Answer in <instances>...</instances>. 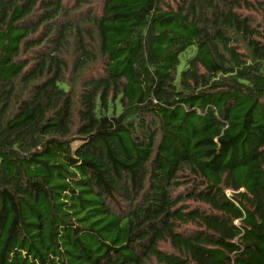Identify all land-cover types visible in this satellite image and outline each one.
Listing matches in <instances>:
<instances>
[{
	"label": "trees",
	"instance_id": "1",
	"mask_svg": "<svg viewBox=\"0 0 264 264\" xmlns=\"http://www.w3.org/2000/svg\"><path fill=\"white\" fill-rule=\"evenodd\" d=\"M0 264H264V0H0Z\"/></svg>",
	"mask_w": 264,
	"mask_h": 264
}]
</instances>
